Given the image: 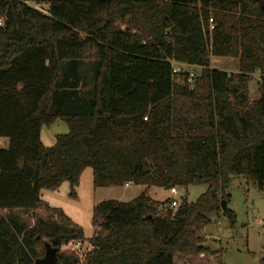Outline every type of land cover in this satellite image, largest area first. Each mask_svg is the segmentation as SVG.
Segmentation results:
<instances>
[{"label": "trees", "instance_id": "1", "mask_svg": "<svg viewBox=\"0 0 264 264\" xmlns=\"http://www.w3.org/2000/svg\"><path fill=\"white\" fill-rule=\"evenodd\" d=\"M0 19V211L48 213L29 228L0 219V264H35L46 245L60 252L84 241L40 191L65 181L74 196L86 168L95 187L206 191L164 213L146 194L98 204L83 264H176L208 254L209 215L234 224L221 211L230 178L264 188V0H0ZM210 57L237 59L238 73L210 69ZM171 62L202 69L192 88L183 75L175 83ZM57 119L68 133L45 147L41 127ZM56 264L80 263L58 253Z\"/></svg>", "mask_w": 264, "mask_h": 264}, {"label": "rangeland", "instance_id": "2", "mask_svg": "<svg viewBox=\"0 0 264 264\" xmlns=\"http://www.w3.org/2000/svg\"><path fill=\"white\" fill-rule=\"evenodd\" d=\"M29 6L45 13L44 6L31 3ZM117 27L124 29L125 25L118 24ZM90 63L94 65L93 62ZM209 68L236 75L238 61L232 58L210 57ZM83 74L85 80L82 92L88 96L91 95L93 87L91 66L85 67ZM175 83H179V78L175 79ZM259 84L260 74L254 73L248 83V97L252 102L259 99ZM67 133L66 124L57 119L51 125L41 127L40 140L43 146L52 147L57 136ZM2 142L0 141L1 147ZM174 190L175 194L145 186L95 187L92 170L86 168L80 174L74 196L69 184L64 181L56 189L41 190L40 199L51 209L61 211L73 225L82 230L84 241L63 246L59 253L74 254L79 263L83 264L84 256L91 250L90 240L96 231L93 225V209L98 204L106 201L128 203L146 194L152 201L164 207V213L171 201H176L179 205L181 200L186 198L188 203H194L205 193L206 187L200 185L188 187L186 190ZM225 193L229 196L227 209L235 216L234 224L231 226L228 218L221 213L209 215L210 223L204 230V247L213 255L209 252L199 256H182L176 259V264H259V260L264 257V188H259L258 184L245 181L241 177H231ZM47 214L44 210L29 213L0 211V219L15 218L19 224L29 228L36 217L45 218Z\"/></svg>", "mask_w": 264, "mask_h": 264}, {"label": "built area", "instance_id": "3", "mask_svg": "<svg viewBox=\"0 0 264 264\" xmlns=\"http://www.w3.org/2000/svg\"><path fill=\"white\" fill-rule=\"evenodd\" d=\"M209 24V29H212V20L209 19L208 21ZM2 25V20L0 19V26ZM171 66H172V74L174 77V80L176 78H179L180 75L184 76V80L186 82V84L188 85L189 88L193 87V83L194 81L200 76V73L202 71V69L200 67L197 66H189L186 64H180V63H175V62H171ZM128 184L125 185V187H127ZM172 194H175L176 191L173 189L170 191ZM179 207L178 203L176 201H171L169 203L168 209L169 210H175Z\"/></svg>", "mask_w": 264, "mask_h": 264}, {"label": "water", "instance_id": "4", "mask_svg": "<svg viewBox=\"0 0 264 264\" xmlns=\"http://www.w3.org/2000/svg\"><path fill=\"white\" fill-rule=\"evenodd\" d=\"M226 210V203L224 201H221V211L226 212ZM58 253V249H53L49 245H46L43 258L37 260L35 264H56Z\"/></svg>", "mask_w": 264, "mask_h": 264}, {"label": "crops", "instance_id": "5", "mask_svg": "<svg viewBox=\"0 0 264 264\" xmlns=\"http://www.w3.org/2000/svg\"><path fill=\"white\" fill-rule=\"evenodd\" d=\"M3 143V142H2ZM4 145V144H3ZM130 186H133L132 184H128V186L127 187H130Z\"/></svg>", "mask_w": 264, "mask_h": 264}]
</instances>
